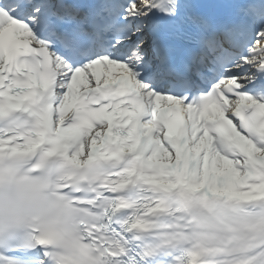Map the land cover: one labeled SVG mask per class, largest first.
<instances>
[{"label":"snow or ice","instance_id":"1","mask_svg":"<svg viewBox=\"0 0 264 264\" xmlns=\"http://www.w3.org/2000/svg\"><path fill=\"white\" fill-rule=\"evenodd\" d=\"M0 264H264V0H0Z\"/></svg>","mask_w":264,"mask_h":264}]
</instances>
